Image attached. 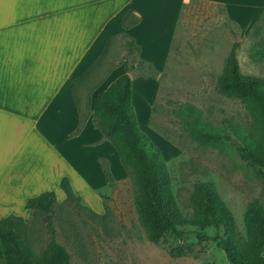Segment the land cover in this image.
Listing matches in <instances>:
<instances>
[{
	"label": "rangeland",
	"instance_id": "374dc122",
	"mask_svg": "<svg viewBox=\"0 0 264 264\" xmlns=\"http://www.w3.org/2000/svg\"><path fill=\"white\" fill-rule=\"evenodd\" d=\"M253 1L247 0L248 4L259 3ZM255 5L240 9L247 15L234 20L219 2L191 0L181 11L161 72L156 73L140 62L136 52L129 49L128 39L121 35L109 44L104 63L97 69L100 75L123 63L130 69L134 77L131 80L135 117L139 129L160 150L173 216L177 220L191 219L195 183H211L233 217L231 228L221 227L217 232L229 238L242 254H251L255 248L245 213L254 199L264 205V169L241 158L236 146L251 145L259 150L260 125L241 100L219 91L217 79L234 42L238 43L240 72L264 79V7L258 9ZM147 79L156 83L154 98L135 92L137 83ZM79 90L83 101L88 90L84 86ZM185 103L201 110L202 126L227 132L231 141L209 146L195 140L188 129L192 118L182 110ZM144 108L145 124L139 115ZM100 196L103 210L98 213L81 207L76 200H67L63 193L56 197L49 213L30 211L25 220L31 250L37 256L43 255L54 233L53 237L67 251L70 264H230L215 241H198L194 231L212 236L216 230L195 219L180 226L191 231L181 238L166 233L162 240H149L134 209L131 174L126 173L119 181L112 180ZM177 244L185 252L173 256L170 249Z\"/></svg>",
	"mask_w": 264,
	"mask_h": 264
},
{
	"label": "crops",
	"instance_id": "0c3cea01",
	"mask_svg": "<svg viewBox=\"0 0 264 264\" xmlns=\"http://www.w3.org/2000/svg\"><path fill=\"white\" fill-rule=\"evenodd\" d=\"M189 1L0 0V219H26L27 199L42 192L62 196L63 177L81 206L103 210L100 192L108 181L101 162H107L114 181L126 171L96 124L94 100L123 73L134 77L125 63L100 75L102 52L123 34L138 46L137 59L161 72ZM207 1L224 5L234 20L247 15L240 9L255 5ZM258 1L256 8L264 7V0ZM127 11L138 22L124 27ZM81 86L88 92L79 107L74 89L81 97ZM138 91L154 98L156 83L140 80ZM132 98L131 80V104Z\"/></svg>",
	"mask_w": 264,
	"mask_h": 264
},
{
	"label": "trees",
	"instance_id": "16d2710c",
	"mask_svg": "<svg viewBox=\"0 0 264 264\" xmlns=\"http://www.w3.org/2000/svg\"><path fill=\"white\" fill-rule=\"evenodd\" d=\"M137 22L138 17L130 11L122 17L124 27ZM121 36L126 37L123 34ZM128 46L130 50H138L132 39H128ZM237 47L238 43L234 42L226 57L223 72L217 79V86L222 94L241 100L248 113L259 123V150L253 149L251 145L236 146V149L241 158L264 169V79L240 72L236 56ZM106 49L107 46L102 56ZM74 97L80 107L82 99L76 89ZM182 110L192 118L188 124L189 132L201 144L218 146L231 141L227 132L200 124V109L185 103ZM93 115L98 128L115 148L126 173L131 174L133 178L134 209L149 240H162L166 233L181 238L191 231L186 232L180 226L185 221L192 223L195 219L196 222H204L216 230L212 236L194 231L198 241H215L217 247L224 250L230 264H264V205L259 199L252 200L245 213L246 224L255 243L251 254L238 253L230 239L223 238L217 232L221 227L231 228L233 217L228 205L219 197L211 183H195L192 200L194 216L191 219L177 220L173 216L166 194L167 175L160 150L138 127L131 104V79L127 73L117 77L106 90L96 96ZM102 167L106 180L111 183L112 177L105 162H102ZM59 185L67 200L79 202V197L72 191L66 177L60 180ZM55 202V193L45 191L28 198L25 208L49 213ZM27 229V222L21 216L9 215L0 219V264H70L67 251L53 237V231L46 252L37 256L29 247ZM184 252L185 248L179 244L170 249L173 256L183 255Z\"/></svg>",
	"mask_w": 264,
	"mask_h": 264
},
{
	"label": "bare ground",
	"instance_id": "6f19581e",
	"mask_svg": "<svg viewBox=\"0 0 264 264\" xmlns=\"http://www.w3.org/2000/svg\"><path fill=\"white\" fill-rule=\"evenodd\" d=\"M142 120L146 121V111L145 108L143 110H139Z\"/></svg>",
	"mask_w": 264,
	"mask_h": 264
}]
</instances>
